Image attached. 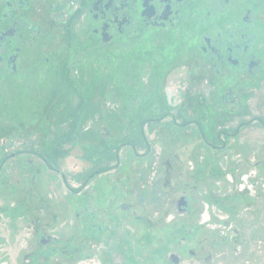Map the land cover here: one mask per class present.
Here are the masks:
<instances>
[{"label":"rangeland","instance_id":"374dc122","mask_svg":"<svg viewBox=\"0 0 264 264\" xmlns=\"http://www.w3.org/2000/svg\"><path fill=\"white\" fill-rule=\"evenodd\" d=\"M60 1H66L69 9L77 3ZM1 2L0 13L7 10ZM13 6L18 8L14 12L29 17L28 7ZM30 38L20 42L16 73L8 69L0 75V212L10 225L17 214L18 226L23 227L29 211L45 203L59 235L65 230L76 233L73 212L81 208L80 223L86 226L95 219L97 230H103L107 221L106 228L116 238L105 259L91 255L95 251L84 252L101 264H170V252L181 256L180 264H264V77L250 78L243 86L247 105L241 114L212 115L203 123L206 130L201 125L198 131L188 113L177 122L159 118L157 107L175 112L172 104L187 93L179 86L182 77L175 68L172 75H165L172 65L164 52H147L139 43L131 49L109 48L99 41L95 56L93 47L67 44L47 29L31 43ZM64 60L73 91L63 84L59 63ZM74 114L79 115L77 121L72 119ZM146 117H154L144 126L150 151L139 133ZM220 131L228 132L219 136L224 143L217 140ZM68 133L55 152L62 161L56 162L54 170L45 166L41 157H46L53 141ZM127 143L135 146L136 154ZM29 160L32 165L26 164ZM163 162L176 167L172 175H158ZM16 163L26 166L20 170ZM114 163L110 172L92 177L83 196L72 194L76 180L89 178L97 169L112 168ZM148 172L152 190L141 186ZM247 172L256 185L242 190V176ZM7 181L19 186H9ZM127 194H132L131 199L137 195L134 198L146 210L162 204V216L142 224L126 219L127 206L124 209L121 204L131 200ZM182 196L188 207L180 213L174 206ZM92 204L102 211L99 221ZM48 230L54 233L53 227ZM188 230L193 233L190 239L175 249L172 237L181 238ZM160 234L163 254L156 261ZM187 250L195 251L197 257H190ZM7 251L11 261L16 255L19 261L24 254L18 245ZM208 257L211 260L205 262ZM61 259L57 258L61 264L77 263Z\"/></svg>","mask_w":264,"mask_h":264},{"label":"flooded vegetation","instance_id":"af4514ba","mask_svg":"<svg viewBox=\"0 0 264 264\" xmlns=\"http://www.w3.org/2000/svg\"><path fill=\"white\" fill-rule=\"evenodd\" d=\"M3 3L7 10L0 13V75L8 69L10 73L15 74L20 59L22 39L30 35L29 43H31L32 40L43 35L46 29L59 35L67 44L78 42L81 48L93 47L95 56L98 55V51L94 48L99 41L109 48L116 49L125 47L131 49L139 43L147 52L151 49L164 52L172 65L165 75L170 76L177 70L182 77L181 81H178L182 82L179 86L187 91L179 98L176 105L172 104L177 107L175 112L157 107L158 114L161 115L159 118L169 117L177 122L184 117V113H188L187 116H193L190 121L196 125L198 131L201 125L205 129L203 123L212 115L216 117L222 113L226 116L241 114L247 105L242 92L243 86L250 78L264 77V0H77L76 6L71 9L66 1L60 0H2L1 4ZM14 4L20 9L28 7L31 11L29 17L14 12V9H18L13 6ZM43 25L48 28L42 27ZM59 65L62 79L66 81L63 83L65 88L73 91L71 84L67 82L69 77L66 60ZM196 75L201 76V80L193 79ZM196 113L200 115L196 116ZM78 117V114H74L72 119L77 121ZM153 121L154 117H146L139 132L148 151L150 148L147 147L149 144L144 126H148ZM221 134L226 136L228 132L220 131L217 136V140L224 143V140L219 138ZM68 135L70 133L65 138L53 141L46 157H41L45 166H52L54 170L53 166L56 162L62 161L63 157L55 152L57 146L67 141ZM202 135V140L206 141ZM127 144L133 151L136 149L133 144ZM220 148L224 151L223 147ZM19 153L21 152L12 153L11 158ZM26 164L32 165L30 160ZM24 165L25 163L15 164L20 170ZM113 165L112 168L97 169L87 179L76 180L75 193L71 190L66 193L83 196L89 190L88 183L92 177L110 172L116 167V163ZM173 169L176 170V167L166 162L158 175L162 176L165 172L172 175ZM150 176H152L151 172H148L147 179L142 181L145 184L141 186L152 190L153 179ZM251 176V172L242 176L244 181L242 190L245 188L250 190L256 185V181L249 180ZM22 180L27 181V179ZM7 182L9 186H19L16 182ZM61 182L62 187L66 185L65 180L62 179ZM160 185H163V180ZM131 195L127 194L130 199ZM136 196L133 194L132 199L127 200V204L126 202L121 204L124 209L127 206L124 213L126 219L130 221L134 219L136 223L142 224L145 219L151 218L157 221L162 216L160 207L162 204L150 207L149 211L138 204L137 198H134ZM42 205L39 209L29 211L26 215L28 220L21 228L18 226L20 218L17 214L12 216V226L7 215L0 212V264H51L52 259H56L54 264H61L57 258L74 260L76 264H101L100 261L95 262V259H90V252H84L95 251L91 255L105 259L109 255L108 247L117 244L116 238L106 228L109 225L105 218L102 217L106 221L103 230L101 227L97 230L95 219L85 224L86 226L80 223L81 208L73 212L75 221L72 224L78 225V228H75L77 232L65 230L59 235L53 225L54 215L49 214V206L45 207V203ZM9 206L14 207V204L11 203ZM92 207H95L94 212L99 213L100 216L97 218L99 221L102 211L98 209L100 208L98 205L92 204ZM187 207L188 202L183 196L174 206L180 213L186 211ZM14 218L18 219L15 221ZM206 224L203 223V226ZM50 227H53L54 233L48 230ZM130 230L129 227L127 229L129 234ZM20 231H23L22 235ZM192 234L191 230L181 238L175 234L172 237V242L175 244L172 243V246L179 247L180 243L185 245ZM159 237L160 243L156 244L159 245V249L154 253L156 261L161 260L163 254L160 250L162 235L160 234ZM84 238L87 239L86 242ZM16 245L24 251V254L19 261H17L18 255L11 261L7 250ZM187 254L192 258L197 257V253L193 250H187ZM167 260L170 264H180L181 256L170 252L167 254ZM210 260L211 257H208L205 262Z\"/></svg>","mask_w":264,"mask_h":264},{"label":"trees","instance_id":"16d2710c","mask_svg":"<svg viewBox=\"0 0 264 264\" xmlns=\"http://www.w3.org/2000/svg\"><path fill=\"white\" fill-rule=\"evenodd\" d=\"M67 82H70V79H67Z\"/></svg>","mask_w":264,"mask_h":264}]
</instances>
